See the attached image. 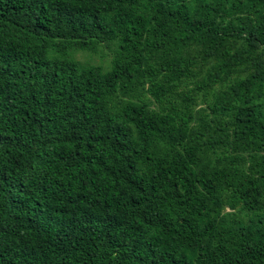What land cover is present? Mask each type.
Returning <instances> with one entry per match:
<instances>
[{
    "label": "trees",
    "instance_id": "obj_1",
    "mask_svg": "<svg viewBox=\"0 0 264 264\" xmlns=\"http://www.w3.org/2000/svg\"><path fill=\"white\" fill-rule=\"evenodd\" d=\"M0 264H264V0H0Z\"/></svg>",
    "mask_w": 264,
    "mask_h": 264
},
{
    "label": "rangeland",
    "instance_id": "obj_2",
    "mask_svg": "<svg viewBox=\"0 0 264 264\" xmlns=\"http://www.w3.org/2000/svg\"><path fill=\"white\" fill-rule=\"evenodd\" d=\"M75 58H76L79 62L86 61V62H88V63H90V64H91L94 60H96V59H94V57H93L92 59H87L86 57H84V56H80V55H75ZM105 61H106V56H104V57L102 58V62H101L102 66L105 64ZM92 64H95V63H92Z\"/></svg>",
    "mask_w": 264,
    "mask_h": 264
}]
</instances>
